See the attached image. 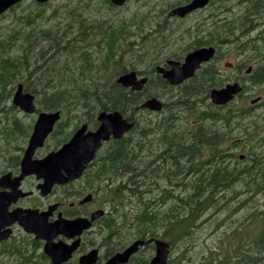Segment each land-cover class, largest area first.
I'll return each mask as SVG.
<instances>
[{"label": "trees", "instance_id": "obj_1", "mask_svg": "<svg viewBox=\"0 0 264 264\" xmlns=\"http://www.w3.org/2000/svg\"><path fill=\"white\" fill-rule=\"evenodd\" d=\"M230 1L240 3L232 8L254 15L244 33L258 50L264 30L257 36L252 30L264 20V0H248L245 7L243 0ZM145 6L148 11L143 8L129 20L110 16L118 9L110 0H24L0 17V169L8 170L24 151L18 143H25L33 128V117L25 120L11 105L19 84L35 95L39 111L62 113L50 138L52 149L68 142L82 123L97 127L101 111H120L134 127L108 144L99 170V179L114 183L102 193L109 206L105 259L135 241L159 238L177 252L169 264H264V114L240 108L243 95L224 111L204 107L202 87L219 83L208 79L180 95L188 106L176 104L158 114L140 109L149 97H160L164 82L151 79L138 92L117 78L159 61V17L150 3ZM143 30L156 37L143 39ZM248 82L259 85L264 79ZM242 86L246 91L248 85ZM261 106L264 110V102ZM241 138L246 158L229 163L225 144ZM253 198L255 207L248 203ZM154 250L153 243L145 245L128 264H149ZM33 263L48 264L33 236L22 233L0 244V264Z\"/></svg>", "mask_w": 264, "mask_h": 264}, {"label": "flooded vegetation", "instance_id": "obj_2", "mask_svg": "<svg viewBox=\"0 0 264 264\" xmlns=\"http://www.w3.org/2000/svg\"><path fill=\"white\" fill-rule=\"evenodd\" d=\"M159 1L165 2V7L161 10V15L157 16L159 19L156 20L160 28V41L161 43L163 42L162 51L157 57L159 61L155 60L149 66L144 67V72L147 73L148 82L151 79H160V81L164 82L165 89L159 92L160 97H162L163 92H170V96L161 99L164 104V110L170 109V107L173 108L174 104L184 105L185 103L188 106L189 104L180 95L189 86L192 87V85L198 84L199 79L219 81L218 84L210 85L208 89L203 86L202 91H207V93L201 94L200 98L203 101L204 107L221 111L230 107V102L225 105L213 104L211 100L213 90L223 89L232 83L246 85L248 81L264 79V42L256 44L258 50L254 51L252 49L253 44L249 43L248 36L244 33L247 31L246 21L254 17L250 13V16L246 14L248 9H234L229 5L230 0H224L228 5L222 8L223 4L221 0H210L206 7L179 17L172 15V12L179 7L189 4L192 0ZM182 1L187 2L181 3ZM243 2L244 7L249 3L248 0H243ZM169 6L171 7L168 9ZM243 13L247 17L244 15V18L241 19L242 17H239V15ZM235 22H240L241 27L238 25L233 26ZM255 25L258 27L252 31L260 33V31L264 30V25L261 24V21ZM153 26H155V23L152 25V28ZM146 31L144 30V35L141 36L143 39L147 35L150 38L148 40L156 37L151 36V30ZM239 31L242 32L239 33ZM148 32L149 34H146ZM236 37L240 38L237 40ZM202 48H213V57L209 61L201 63L200 67L195 70L194 75L182 83L172 85L164 77L165 73L160 74L157 72L159 67L164 72L171 71L173 69L172 62L183 66L187 56L191 52ZM233 57L235 61H232ZM259 85L264 87V83ZM242 95L245 96L244 93L237 94L233 101L237 102L241 99L240 96ZM259 98H261V102L264 99L261 96ZM165 105L167 108H165ZM241 107L243 108V106ZM243 109H245V106ZM195 124H198V122L195 121ZM242 145L243 138L240 141L236 140L234 142L235 149L241 150ZM26 148H24L23 152L19 151L16 157L13 158L15 162L11 164L8 170L2 171L0 169V176L9 173L12 174V179H14L21 175V162ZM45 148L37 151L34 159H43L52 151L41 153ZM104 158V154H99L98 151L95 158L85 165L81 177L68 181L63 185H55L47 196L41 195V191L38 189V186L43 183L42 180H38L36 175L26 176L21 181L19 187L20 197L8 206L9 212L16 210H38L41 213L48 212L51 207L56 206L57 209L48 219L50 223L55 222L59 217L70 221L80 218L91 220L94 213L99 211L105 212L103 217H98L94 220L91 228L84 230L81 235L74 237L59 235L54 239L55 244L62 242L68 246L78 245V248L72 253L71 257L63 264H79L81 257L95 250L98 254L97 261L94 264H105L112 257L108 256L105 259V254L107 255L109 249L107 252L104 251L108 246L105 237H101V233L105 230L103 228L104 218L108 214L109 208L102 193L110 191L114 184L109 178L105 180L103 178L99 179V170L103 166ZM11 192L12 189L9 187L0 188V193H4L5 195ZM13 230L14 234L22 232L17 225L13 227ZM36 240L38 248L43 250L46 242ZM48 264H51L49 258Z\"/></svg>", "mask_w": 264, "mask_h": 264}, {"label": "water", "instance_id": "obj_3", "mask_svg": "<svg viewBox=\"0 0 264 264\" xmlns=\"http://www.w3.org/2000/svg\"><path fill=\"white\" fill-rule=\"evenodd\" d=\"M23 0H0V15ZM45 3L50 0H36ZM127 0H111L119 7L123 6ZM209 0H193L189 5L180 7L172 12V15L185 16L187 13L205 7ZM214 54L212 48L198 49L190 53L183 66L178 63H171L173 69L164 72L160 67L157 69L160 73H165L164 77L172 85L182 83L189 77H192L200 64L209 61ZM147 79H138L136 72H131L121 76L118 83L125 88L141 91L145 86ZM242 91L239 84L227 85L220 90H213L211 93L212 102L216 105H225ZM260 99V98H259ZM255 99L252 104L259 101ZM13 103L19 106L27 113H35V97L31 93H25L23 85H19L14 95ZM141 108L151 111H161L162 103L156 99H149L141 105ZM60 112L39 114L34 127V132L29 141L28 148L22 160V173L19 177L12 179V174L0 178V188L9 187L12 192L8 195L0 193V242L8 239L13 230L11 227L18 223L27 233L34 234L40 240L46 241L45 253L51 258L52 264H63L77 249L78 245L68 246L65 243H54V239L59 235L74 237L91 227L92 221L101 217L104 213L99 211L93 214L92 221L80 218L73 221L59 217L53 223L49 222V217L57 209L51 207L48 212L40 213L38 210H16L9 212L8 206L20 197L19 186L21 181L30 175H36L43 180L38 186L41 195L47 196L51 193L53 187L57 184L63 185L68 181L81 177L84 167L95 157L97 150L113 136L120 140L134 126L124 118L121 112H102L98 116L101 123L94 132L87 133V125L79 129L71 141L65 144L59 151L50 153L42 160H33L37 149L44 146L46 139L53 132L56 123L60 120ZM243 157V156H242ZM155 242L156 255L150 264H168L171 246L168 242L160 239H152L149 242ZM145 241H137L130 245L123 252L115 254L106 264H127L133 254L139 251L140 246H144ZM97 251H92L80 259V264H94L97 261Z\"/></svg>", "mask_w": 264, "mask_h": 264}, {"label": "rangeland", "instance_id": "obj_4", "mask_svg": "<svg viewBox=\"0 0 264 264\" xmlns=\"http://www.w3.org/2000/svg\"><path fill=\"white\" fill-rule=\"evenodd\" d=\"M160 2L161 1H159V0H132V1H130L127 4L126 7L122 8L121 10L116 9V10H114L112 12L110 11V13H112V14H110V16H112V17H119V16H121V17H124L125 19L127 18V19L130 20L131 18L140 15L139 12L142 11L143 8H145L146 11H148L147 10V7L145 6V4H148V3H150L151 6H153V12H154V15H156V14L159 13V10H160ZM237 4H238L237 1L236 2H233V1L232 2L230 1L229 2V5L230 6L234 5L236 7ZM235 9H237V8H235ZM103 11L105 12V11H108V10L107 9H104ZM260 21H261V24L264 25V20L261 19ZM0 23H1V20H0ZM260 33H262V32L260 31ZM257 34H258V32H254L253 36H257ZM133 50H136V49L133 47ZM232 61H235L234 57L232 58ZM141 67H142L141 69H144L145 66H141ZM246 84L249 87L246 86L247 87V90L244 93L245 98H244V100L240 104V106H243V108H244V106H245V108L251 106L250 101L252 99H255V98L260 97V96L261 97H264V87L262 85H257V84L254 85V84H250L249 82H247ZM168 96H170V92L169 91H165V92H163V95H162L161 98L168 97ZM263 101H264V99H263ZM175 105L176 104H174L173 107ZM260 106H261L260 104L252 105V107H253L252 108L253 109V113L252 114L253 115L261 116V115L264 114L263 107H260ZM236 107H239V104H237ZM25 120L28 121V120H30V118H25ZM18 144H19V146H22L23 145V142H22V145H20V143H18ZM48 146H49V149L52 148V145H51V142L50 141L48 143ZM233 146H234V143H231L230 145L225 144V147L224 148H225V151H227L225 153V159H226V161H229V163L236 164L237 161H236V155H234V152L237 151V154H243V152H242V148H241V150L240 149H235V148L232 150L231 147H233ZM46 148L44 150H42V152H44L46 150ZM254 200H255V198H253V200H251V201L248 202L250 204L249 206H254L255 207V202H258V201H254ZM262 204L263 203L261 202V204L259 206L262 207ZM248 211L250 212L249 209H248ZM237 217L241 218V212L238 213ZM249 231L250 232L252 231L251 232L252 233V236H257L258 235V229L257 228H256V230H255V228H252ZM208 232H209V229H206V230H204L202 232L201 235L203 237H205V235H207ZM106 236H107V230H104V232L101 233V237L104 238ZM108 249H109V247H107V249H105L104 251L107 252ZM176 253L177 252H174L172 255L175 257V254Z\"/></svg>", "mask_w": 264, "mask_h": 264}, {"label": "bare ground", "instance_id": "obj_5", "mask_svg": "<svg viewBox=\"0 0 264 264\" xmlns=\"http://www.w3.org/2000/svg\"><path fill=\"white\" fill-rule=\"evenodd\" d=\"M140 28V27H139ZM144 31V30H143ZM148 36V35H147ZM152 59V58H151ZM69 69V68H68ZM202 71V70H201ZM48 84V83H47ZM46 85V84H45ZM148 86V85H147ZM154 86V85H153ZM162 87V86H161ZM28 88V87H27ZM119 91V90H118ZM150 91V90H149ZM116 92V91H115ZM177 93V92H176ZM160 95V94H159ZM205 100V99H204ZM38 101V100H37ZM175 102V101H174ZM193 106V105H192ZM173 107V106H172ZM171 108V107H170ZM216 113V112H215ZM130 114V113H129ZM169 115V114H168ZM215 116V115H214ZM172 117V116H171ZM149 120V119H148ZM161 122V121H160ZM200 123V122H199ZM97 124V123H96ZM134 125V124H133ZM162 127V126H161ZM174 127V126H172ZM136 132V131H135ZM147 134V133H146ZM141 135V134H140ZM175 136V135H174ZM172 141V140H171ZM170 144V143H169ZM158 152V151H157ZM229 156V155H228ZM212 159V158H210ZM229 162V161H228ZM180 165V164H179ZM157 170V169H156ZM206 171V170H205ZM213 173V172H212ZM104 174V173H103ZM185 178V177H184ZM205 178V177H204ZM205 180V179H204ZM170 181V180H169ZM110 182V181H109ZM112 182V181H111ZM211 184V183H210ZM107 185V184H106ZM123 185V184H122ZM132 185V184H131ZM108 188V187H107ZM215 188V187H214ZM205 191V190H204ZM213 193V192H212ZM177 197V196H176ZM178 200V199H177ZM182 203V202H181ZM220 209V208H219ZM256 210V209H255ZM233 213V212H232ZM252 214V213H251ZM213 215V214H212ZM249 217V216H248ZM247 219V218H246ZM108 226V225H107ZM100 227V226H99ZM34 264V263H33Z\"/></svg>", "mask_w": 264, "mask_h": 264}]
</instances>
